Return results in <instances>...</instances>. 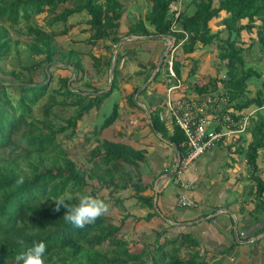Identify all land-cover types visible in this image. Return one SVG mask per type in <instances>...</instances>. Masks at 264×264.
I'll return each instance as SVG.
<instances>
[{
    "label": "trees",
    "instance_id": "1",
    "mask_svg": "<svg viewBox=\"0 0 264 264\" xmlns=\"http://www.w3.org/2000/svg\"><path fill=\"white\" fill-rule=\"evenodd\" d=\"M128 1L133 0H0V264H17L16 255L33 241L46 243L45 264H209L191 234L180 232L170 238L166 236L167 229L147 226L152 225L153 216L160 222H167L168 218L158 212L153 195L142 193L140 176L135 178L146 151L99 138V134L118 118L117 102L92 133H86V140L92 136L96 142L90 151L91 166H81L63 146L64 138L76 135L78 120L115 90L118 58L123 57V52L119 55L117 50L111 87L106 92H98L101 88L92 86L89 80L83 83L84 89L79 88L83 93L75 92L69 89L71 77L68 76H59L58 86L51 87V73L46 83V65L50 63L49 67H56L51 62L58 61L74 70L69 59L73 51L79 56L82 54L79 50L61 49L56 42L57 32L52 27L79 13L87 16L82 31H90L84 38L89 46L102 38L114 46L127 35L169 34L174 38V47L181 46L183 62L191 59V54L200 47L213 46L219 50L218 58L224 61L223 75L212 77L195 88L198 93L219 86L225 89L232 102L230 114L235 119L256 109V116L249 117L246 128L250 138H246L245 131L236 141L232 139L227 148L236 144L235 149L244 156L249 178L255 185L253 195L257 203L252 212L260 211L264 216V179L258 174L257 165L259 150L264 148V75L261 69L249 65L245 55L254 52L258 60H264V0H216L215 4L213 0H193L192 12L178 9L176 4L181 0H147L149 8L144 18L137 19L124 35H120V19ZM59 6L62 8L58 11ZM221 11L225 16L214 26L220 24L222 28L213 31L210 21L219 17ZM42 13H45L44 24H38L35 17ZM173 26L179 30L173 31ZM11 30L18 34L17 37L11 35ZM67 31V27H63L60 33ZM170 52L163 58L150 84L156 82L163 63L167 65ZM20 56L27 58L20 68L6 67L8 58ZM111 59L112 54L93 57L92 68L98 72L103 66L108 71ZM181 60L173 56V69L178 78L183 68ZM155 66H150L144 82ZM42 67L43 79L35 81L32 75ZM74 68L81 75L74 70L73 81H82L85 78L82 61L76 59ZM251 79L257 80L259 85L250 95ZM139 86L128 95L133 106L136 104L132 95ZM147 89L144 87L139 94ZM44 97L43 115L35 116L34 107ZM56 105L72 106L74 112L59 123L54 112ZM149 112L151 120L146 121L149 127L167 137L183 155L185 137L181 130L174 126L168 133L164 122L159 120L158 108ZM21 177L24 182L17 185ZM125 187H131L137 201L148 207L145 215L136 216L126 209L119 214L116 223L108 211L95 223L81 229L63 219L66 207L61 205L59 211L56 210L54 200L64 193L71 197L65 201L69 205L78 203L79 197L85 194L109 204L107 197ZM114 203L122 201L117 198ZM130 216L140 223L138 226L149 228L143 231L138 228L137 235L145 239L140 236V243L134 242L136 246L125 238L124 226L129 224ZM258 231H264V226ZM150 234L151 240L147 239ZM19 239L24 240V246L17 243ZM181 250L189 255L182 258Z\"/></svg>",
    "mask_w": 264,
    "mask_h": 264
},
{
    "label": "crops",
    "instance_id": "2",
    "mask_svg": "<svg viewBox=\"0 0 264 264\" xmlns=\"http://www.w3.org/2000/svg\"><path fill=\"white\" fill-rule=\"evenodd\" d=\"M183 4L187 5L186 10L189 12L193 11L194 8L189 9L187 3ZM224 16L225 12L221 11L220 16L213 18V20L215 22L221 21ZM215 27L218 30L222 28V25L219 24ZM120 35L123 34L120 32ZM144 41H137V43H141L138 45L139 48L134 44L135 46H131H134V48L130 49L128 54L123 53V57L119 58L117 64V67L119 66L117 71L119 79H117V86L114 92H119L121 95L118 102L120 112L116 121L103 130H109L108 135L111 138H104L115 142L127 143L135 149H144L146 151L145 159L139 164L138 172H136L137 175L135 174V178L140 176L141 185L144 187L142 193L153 196L157 193V204L155 207L159 209L158 212L166 216L168 220L173 221L172 226L174 225L173 227H176L177 231L181 228L179 229V233L186 232L197 239L199 248L204 251L209 264H264V237L257 238V235L261 232L258 230L264 226V216L260 211H257L256 215L252 212L257 203L253 195L255 185L253 180L249 178V170L244 156L240 155L235 149L236 144H232L230 149L227 148V143L216 145L210 151L200 155L206 154V156H210L209 164L207 163L201 168L198 164L192 162L193 164H190L191 167L189 166L190 168L188 167L184 171L182 179L190 180L193 184V188L187 191L186 194L195 202L194 206L182 207L179 205L178 199L183 192L180 183L176 181V177L173 175L171 176L173 177L171 182L175 186L173 191L169 189V179L171 177L162 179L155 189L156 179L173 169L177 160V148L169 143L170 141H166L167 137L150 128L149 122H146L149 118V111L156 109L158 101L154 102L151 99L152 96H149L144 101L143 95L145 93L140 95V92L133 99L138 102L135 103L136 106L131 105L128 100V95L132 93L134 87L144 83V77L150 70V66L157 63L164 49L162 46L155 48L148 47V45L144 46ZM159 43L162 44L160 41ZM154 45L156 44L154 43ZM147 49L150 54L144 58L139 51L143 52ZM200 52L201 50L197 49L191 56ZM177 54L175 55L173 52V56L181 60L183 54L181 52H177ZM199 55L198 59L201 58L200 61L198 60L199 62L195 56L193 57L194 59H188L185 62H183V59L181 60L183 68L180 79L186 92L196 90L195 85L205 84L210 80L209 78L207 80L209 76H206V79H202L204 74L200 79H196V74L199 71L202 73L203 71H207V69L210 70L207 62L208 59H205L202 54ZM246 60L250 66L261 69L264 75V60H258V55L253 53L252 57L246 56ZM191 62L198 63L199 65L196 73ZM202 67L204 68L202 69ZM97 70V74H99L98 83L102 84L99 86L102 90L108 83L105 85L101 76L107 74L109 79V70L105 71L103 66ZM219 75H223V71L221 74L219 72L217 76L219 77ZM73 76L75 77V75ZM166 80L171 81L168 80L165 72L162 78H158V81L162 83L156 81L149 86L150 94L158 91L160 85L165 83ZM256 81L251 79L249 82L250 95L256 92V88L259 85V82ZM218 83L221 84L220 82ZM93 85L94 83H92ZM164 91L161 95L162 98H164ZM148 102L150 104H147ZM96 108L93 110L92 115L98 110V107ZM121 109L123 110L121 111ZM123 112H126V114H122ZM260 113L262 114V112ZM252 115L255 117L256 112ZM164 125L167 132L171 133L172 127H169L167 124ZM94 128L95 126L91 130L88 129L86 133L91 134ZM103 131L99 134V138H103ZM250 135L246 131V138L249 139ZM239 137L233 140L236 141ZM257 165L258 174L264 179V148L259 150ZM104 192L107 194L108 190L105 189ZM107 198L113 202L115 199L120 198L123 212L127 209L126 211L133 215L142 216L148 211L147 206L137 201L134 190L131 187L120 189ZM175 205L184 209L185 212L181 210L180 214L175 210ZM242 208L245 210L242 211ZM157 220L159 221L160 219L153 216L152 225L156 224ZM168 222L165 221V223ZM250 239L252 241H249ZM247 243H254L253 249Z\"/></svg>",
    "mask_w": 264,
    "mask_h": 264
},
{
    "label": "rangeland",
    "instance_id": "3",
    "mask_svg": "<svg viewBox=\"0 0 264 264\" xmlns=\"http://www.w3.org/2000/svg\"><path fill=\"white\" fill-rule=\"evenodd\" d=\"M100 1L103 2L104 0H100ZM213 2L215 4L216 0H213ZM183 3H187L189 5V9H193V0H183V1L181 0V2H178L176 4L178 9L182 10V8H183L184 10H186V6L187 5H185ZM66 5H69V3L62 5V7L66 6ZM62 7L59 6V8L57 10L58 11L61 10ZM148 8H149V4H148L147 0L128 1L125 4V12L123 13L122 18L120 19L119 29L121 30L120 31L121 34L124 35L127 32L128 28H129V25H131L134 22H136L137 19L144 18L145 14L148 11ZM44 15H45V13H42V14H39L38 16L35 17V20H36V22L38 24H44ZM86 18H87V16H86L85 13L74 14V15L70 16L66 20L65 23L58 22V23H56L55 25L52 26L53 29L57 32L56 42L60 46L61 49H63V50H65V49L66 50L67 49L68 50L69 49H74V50H79L82 53L81 56H79L78 54H76L73 51V54L71 55V59H69V62L71 64H73L72 68L75 71L78 72V70L74 68L75 67V60L76 59L81 60L83 65H84V73L82 75H84L85 78L82 81H73V79H74L73 71L74 70L68 69L64 65H57L56 67L54 66L55 68L54 67H49L48 68L49 69V73L52 74V80L50 82V86L51 87L58 86L57 78L59 76L71 77V79H70L71 81L68 84L69 87H70L69 89H71V90H73L75 92H78V93H83V91H79V88L84 89L85 87L83 86V83H85L88 80L91 81V83H94L93 86H96V87L98 86L99 87L100 85H102V84L98 83L99 82V80H98L99 79V74H97L96 70L92 68L93 57H99V56L103 57V56H107V55L113 54L114 46H112L111 42L108 39H105V38H102V39H99V40L97 39V40H95L93 45L89 46L88 40L85 39L86 40L85 41L84 38H86L87 35H89L90 31L88 33L82 31V29L85 26L84 20ZM214 23H215V20L212 19L210 21V25L213 26L212 30L216 31L217 27L214 26ZM63 27H67L68 31L62 34V33H60V31L63 29ZM11 35H13L14 37H17L18 34L15 31L11 30ZM123 37H125V36H123ZM144 40H145L144 41V44H145L144 46L148 45V47L150 46V47H153V48H155L157 46H160V47L162 46L164 48L162 50V52L165 50L166 46L169 43L168 41L162 40V39H144ZM137 41L141 42V40H128L126 42H123L120 45V47L118 48L119 55L122 54V52L125 53V54L126 53L128 54L126 49H129V50L133 49L134 46H135L134 44H136L137 47H138V45L141 44V43L140 42L137 43ZM159 41L162 44H160ZM154 43L156 45L153 46ZM132 45H134V46L131 47ZM137 49H136V51H138ZM199 49L201 50V52L200 53H196L194 55L195 58H197V61L198 60L200 61L201 58L198 59V57L200 56L199 54H202V56L205 59H208L207 62H208L210 70L207 69V71H203L202 73H200L201 71H199L196 74V79H200L203 74H204L203 75L204 77L202 79H206V76H209V77H207V80H208V78L210 79L212 77L217 76L219 74V72L221 74V72L224 71V69H223L224 61H221L218 58L219 50L216 47H213V46H205L202 49L200 47V48H198V50ZM139 52H141L140 54L144 58L147 57L150 54L148 49L143 51V52L142 51H139ZM177 52H181V46L180 45H177L175 47L174 54L176 55ZM253 53L254 52L245 53V55L248 56V57H252ZM254 54L257 55L256 53H254ZM115 57H116V54L114 56V60H115ZM193 57H191V59H194ZM120 58H122V57H120ZM118 60H119V58H118ZM26 61H27V58L25 56H20V57H15V58H8L5 61V65H6V67H11V68L14 67V68L17 69V68H20V64H23ZM191 64H192L193 69L195 70L194 72L196 73V71H198V66H199L198 63H192L191 62ZM200 67H201V65H200ZM204 67H202V69ZM43 69H44L43 67L39 68V70L35 74L32 75V77L34 78L35 81L43 79V75H44L43 74ZM116 69L118 71L119 66ZM165 72H166L165 63H163V65H162V67H161V69L159 71V75L156 78L157 82H160V81H158V78H162L163 75L165 74ZM78 74L81 75L80 71L78 72ZM118 76L119 75L116 73V79H119ZM101 78L103 80V83L106 85L108 83L107 74L104 75V76H101ZM160 83H162V82H160ZM152 84H150V85H152ZM163 84L160 85V88L156 92H152L150 94V92H149V89H150L149 86L150 85L147 86L148 89L146 91H144L145 94L143 92L144 101H146V99H148L149 96H152L151 99L154 102L158 101L156 103V107L158 109H160V110H163V101H162L163 98H162L161 95H162L163 91L166 89V83H163ZM121 87H123V86H121ZM216 89L225 90V89H223L221 87H219V88L217 87ZM216 89H214V90H216ZM113 92H112L111 95H109V96H107L106 98L103 99L101 104L98 106V110L95 112L94 115H92V112H93V110L96 107L92 108V110L89 113L85 114L80 120H78L77 129H76L77 133H76L75 136H73L70 139H67V138L63 139V146L69 151L71 157L74 160H76L81 166H84L85 168L91 166V162L89 161L90 151H91L92 146H94V143H95V141H93L94 138H92V136H90V138L88 140H86V138H85L86 137V132L88 131V129L91 130L92 127H94L96 125H99L110 114V112L112 111L113 104L115 102H117V103L119 102V100L121 98L120 93L119 92H114L113 93ZM181 93H182L181 89H178L177 91H175V94H177V95L181 94ZM140 95H142V94H140ZM45 99H46V97L42 98L35 105V107H34V115L35 116L41 117L43 115L42 111H43V104L46 102ZM132 100H133V98H132ZM147 104H150V103L148 102ZM231 104H232V102L230 101V105L226 106V107L227 108L228 107L231 108ZM122 110L123 109H121V111ZM230 111H231V109H230ZM255 111H254V113H255ZM54 112L58 116L57 122L63 123L64 118L68 117L69 115H71L74 112V107L69 106V105H65V106L56 105L54 107ZM118 112H120V109H119ZM122 114H126V112H123ZM169 127H170V125H169ZM108 131L109 130L103 131V133H102V137L103 138L104 137L111 138L108 135ZM226 160H229V159H226ZM224 162H225V160H224ZM193 163L198 164L201 168H203L205 166V164H207V163L209 164L210 163V156H206V154L203 155V156H200L197 160H194ZM191 165H190V167H191ZM211 165H213V163H211ZM172 178L173 177H171V179H169V181H170L169 189H171L173 191L175 189V186L171 182ZM113 203H114L113 201H110V203H109V205H110L109 214L112 216L113 220H115V222L117 223L116 219H119V214L121 213V211L123 212V208H122L120 203L119 204L118 203H114L113 204ZM175 210H177L180 214H181V210L185 212L184 209H182L181 207H178V206H176ZM244 210L245 209L242 208V211H244ZM256 213L257 212H255V211L253 212L254 215H256ZM220 215H224V214H220ZM136 216H140V215H136ZM136 222H137L136 220L134 222V218L129 217V224L128 225L126 224L124 226V230H125V232H127V235L125 236V238L128 239V241L131 242L132 243L131 245H133V246H136L134 244L135 241H138L137 243H140V238L139 237L142 236V235H140V236L137 235V233L139 232V230H138L139 227H140L141 231H143L145 229H149L151 227H160V229L165 228V229H167L166 236L170 237V238L174 237L177 233H179V229H181V228H179L178 231H177V228L173 227L174 225L172 226V223L168 222V219H167L168 223L159 222L158 221L156 224H153V225H149L148 224L147 226L149 228L141 226V225L138 226L139 223H136ZM136 225H137V227H136ZM168 225H171V227H168ZM135 233H136V235H135ZM142 237H144V239H145V236H142ZM152 238H153L152 234L147 237V239H150V240ZM160 239L162 240L163 237H161ZM178 243H179V241L177 242V244ZM247 244L249 245L250 248L253 249L254 243H247ZM184 248L187 250L186 247H184ZM187 255H189V254L185 253L184 250L180 251V256L182 258L187 257ZM250 255H251V253H250ZM250 257H252V256H250Z\"/></svg>",
    "mask_w": 264,
    "mask_h": 264
},
{
    "label": "built area",
    "instance_id": "4",
    "mask_svg": "<svg viewBox=\"0 0 264 264\" xmlns=\"http://www.w3.org/2000/svg\"><path fill=\"white\" fill-rule=\"evenodd\" d=\"M173 31H178L175 26ZM171 50L166 65V76L171 80L164 92L163 110L158 109L159 120L170 125L173 129L177 126L183 133L185 141L184 154L181 155L175 171L176 181L180 183L182 194L178 203L182 207H192L195 202L186 194L193 188L190 180L182 179V174L190 164L200 155L210 151L219 143H229L246 131L249 117L256 109L244 113L238 119L230 114L229 95L225 90L216 89L204 93L196 90L186 92L183 82L177 77L173 69V52ZM178 89L181 94H175Z\"/></svg>",
    "mask_w": 264,
    "mask_h": 264
},
{
    "label": "clouds",
    "instance_id": "5",
    "mask_svg": "<svg viewBox=\"0 0 264 264\" xmlns=\"http://www.w3.org/2000/svg\"><path fill=\"white\" fill-rule=\"evenodd\" d=\"M166 82L171 81L166 80ZM168 85H166V87ZM106 88L107 86L98 92H104L103 90H105ZM23 182V177H21L17 180L16 183L17 185H22ZM67 199H71V197L67 193H64L58 198H56L54 200L56 202V210L59 211L61 205L66 207L67 212L63 216V219L66 222H69L75 227L81 229L84 228L86 225L95 223L96 220L101 216L105 215L110 208V205L104 199L94 197L90 194L81 195L79 197L78 203L74 205L67 204L65 202ZM17 243L21 246H24L23 239H19ZM46 251L47 245L45 242L33 241L31 246L26 247L24 251L17 254L15 259L17 264H45L44 257Z\"/></svg>",
    "mask_w": 264,
    "mask_h": 264
},
{
    "label": "water",
    "instance_id": "6",
    "mask_svg": "<svg viewBox=\"0 0 264 264\" xmlns=\"http://www.w3.org/2000/svg\"><path fill=\"white\" fill-rule=\"evenodd\" d=\"M144 39H163V40H166L168 41V45L166 46L165 50L160 54L159 58H158V61L156 63V66L154 68V70L152 71L150 77L136 90V92L133 94V99L134 97L146 86H148L151 81L153 80V78L155 77L157 71L159 70L160 68V65H161V62L163 60V58L174 48V38L169 35V34H155V35H127L125 37H122L115 45H114V49H113V54H112V59H111V63H110V69H109V79H108V85H107V88L104 90L107 91L110 87H111V83H112V78H113V63H114V56L118 50V48L120 47V45L123 43V42H126L128 40H144ZM55 65H61L62 63L58 62V61H53L51 62ZM49 65H46L45 67V70L47 72V80H46V83L49 82L50 80V74L48 72V68H49ZM66 67L68 69H71L70 65H66ZM71 80L68 81V83H70ZM135 103H138L136 100H134ZM149 119L151 120V117L149 116ZM166 141L169 142L168 139H166ZM171 143V142H169ZM175 148L176 146L171 143ZM181 159V154L179 152H177V160H176V163L173 167V169H171L170 171H168L167 173L165 174H162L160 175L156 181H155V189H156V186L162 181V179H166L168 177H171L175 170L177 169L178 167V164H179V161ZM156 197H157V193H155L154 195V205H156ZM170 223H174L173 221H170L168 220ZM261 237H264V231H261L258 235H257V238H261ZM256 238V239H257ZM249 241H252V239H250Z\"/></svg>",
    "mask_w": 264,
    "mask_h": 264
}]
</instances>
